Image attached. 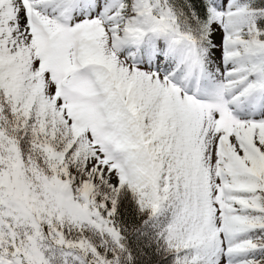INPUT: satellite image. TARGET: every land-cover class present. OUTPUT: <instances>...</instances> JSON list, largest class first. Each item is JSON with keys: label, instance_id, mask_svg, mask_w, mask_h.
<instances>
[{"label": "snow or ice", "instance_id": "1", "mask_svg": "<svg viewBox=\"0 0 264 264\" xmlns=\"http://www.w3.org/2000/svg\"><path fill=\"white\" fill-rule=\"evenodd\" d=\"M0 264H264V0H0Z\"/></svg>", "mask_w": 264, "mask_h": 264}]
</instances>
